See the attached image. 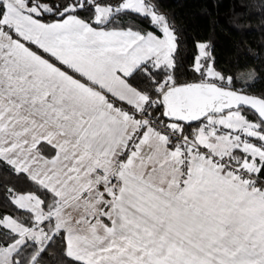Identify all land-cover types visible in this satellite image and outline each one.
<instances>
[{
  "label": "snow or ice",
  "instance_id": "6c2138e0",
  "mask_svg": "<svg viewBox=\"0 0 264 264\" xmlns=\"http://www.w3.org/2000/svg\"><path fill=\"white\" fill-rule=\"evenodd\" d=\"M0 264H264V73L163 0H0Z\"/></svg>",
  "mask_w": 264,
  "mask_h": 264
},
{
  "label": "trees",
  "instance_id": "16d2710c",
  "mask_svg": "<svg viewBox=\"0 0 264 264\" xmlns=\"http://www.w3.org/2000/svg\"><path fill=\"white\" fill-rule=\"evenodd\" d=\"M167 10L187 29L188 35L212 37L220 63L247 62L264 73V14L253 15L243 30L232 27L242 0H163ZM258 3V0H252ZM259 13V9H250ZM215 23V26L213 24ZM250 24V28L247 25Z\"/></svg>",
  "mask_w": 264,
  "mask_h": 264
}]
</instances>
